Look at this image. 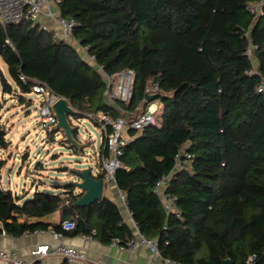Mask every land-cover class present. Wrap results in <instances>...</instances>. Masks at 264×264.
Wrapping results in <instances>:
<instances>
[{"label":"trees","instance_id":"obj_1","mask_svg":"<svg viewBox=\"0 0 264 264\" xmlns=\"http://www.w3.org/2000/svg\"><path fill=\"white\" fill-rule=\"evenodd\" d=\"M255 1L62 0L59 14L80 23L73 38L94 66L29 21L0 25V66L14 83L0 68V111L2 95L15 88L21 95L29 92L19 74L45 82L67 99L77 111L74 118L135 115L151 102L145 99L151 88L158 106L155 123L141 133L128 131L132 140L122 148L115 174L140 234L157 240L161 256L180 264H246L250 256H256L253 264H264V92L257 91L264 79V8L251 15L247 6ZM7 37L13 48L3 47ZM97 67L107 76L133 70L128 104L106 102ZM6 147L0 130V148ZM182 153L190 159L168 188L177 198L176 219L165 215L152 189L173 172L178 155L186 160ZM101 178L103 172L94 179ZM63 188L65 199L35 192L19 203L20 197L0 184V233L18 238L60 231L63 221H73L75 229L64 234L103 244L132 237L114 202L102 196L90 206H76L81 194H74L71 184ZM57 210L64 219L59 224L28 221Z\"/></svg>","mask_w":264,"mask_h":264},{"label":"built area","instance_id":"obj_2","mask_svg":"<svg viewBox=\"0 0 264 264\" xmlns=\"http://www.w3.org/2000/svg\"><path fill=\"white\" fill-rule=\"evenodd\" d=\"M61 1L62 0H0V25L5 29L9 24L29 21L32 25H38L42 29L52 32L55 40L66 42L73 46L81 57H84L86 62L94 66L95 63L93 58L89 56L86 49L80 46L79 42L73 38V32L80 26V23L73 18H63L59 14L58 6ZM263 8L264 0H257L248 4L247 11L256 17L262 12ZM6 46L13 48L8 37L3 44V47ZM247 55L250 56V51H247ZM97 71L101 73L105 82L107 102L109 104H114L115 102L128 104L132 97L135 81L133 70L125 68L117 72L114 76H107L100 67H97ZM18 79L22 85L28 86L30 92L39 97V124L49 132L57 123L52 111V106L61 97L56 95L45 82L28 78L22 74H19ZM257 91L259 93L264 92V79L261 80ZM17 92L20 93V90L17 89ZM146 93L151 95L152 89L147 88ZM3 97L4 95H2V99ZM157 112V103L151 101L135 116L133 114L121 112L122 115L120 117L113 119L100 112L97 114H89V118L96 124L103 137L99 159L100 169L101 172H103L102 179L104 185L116 186L115 174L121 167L120 158L123 154L122 148L132 140V137H125L123 133H128L129 130L141 133L145 127L155 123V115ZM182 154L186 160H181V156L178 155L175 158L173 172L167 176L161 177L152 189L153 194L162 202L165 215L167 217L174 215L176 219H179L181 216L180 211L176 207L177 198L169 194L168 188L173 175L184 170L188 159H190V155ZM119 194L129 216L132 237L126 243L121 242L118 238H113L109 245L121 251L135 250L139 246H145L150 250L153 256L158 258L160 264H180L179 262L161 256L157 240L147 239L140 234L138 226L133 221L127 209L125 195L120 191ZM67 203L68 201L65 202V204ZM74 229L75 223L73 221H63L60 231L53 229L39 231L48 232L57 243L55 246H40L31 251V255L35 258V261L41 260L47 256H57L61 258L65 264H83L87 259L85 253L80 249L67 246L63 243L65 238L64 232H71ZM163 229H167V226H164ZM6 236L8 235L4 231L0 233V239ZM80 236L84 239H92L91 236ZM255 259L256 256H250L246 264H253ZM35 261L30 264H35ZM0 264H25V262L15 251L0 250Z\"/></svg>","mask_w":264,"mask_h":264},{"label":"rangeland","instance_id":"obj_3","mask_svg":"<svg viewBox=\"0 0 264 264\" xmlns=\"http://www.w3.org/2000/svg\"><path fill=\"white\" fill-rule=\"evenodd\" d=\"M0 67L9 81L6 66ZM17 89L14 94H5L1 98L0 130L7 142L5 149L0 148L3 189L16 194L23 202L37 191L54 194L64 185L76 181L72 174L75 170L90 169L95 174L93 155L99 151L103 137L89 114L82 118L70 116L71 124L78 128V140L84 145L78 154L62 142L59 130L49 134L40 126L39 97L30 91L21 95ZM19 97L25 101L20 102Z\"/></svg>","mask_w":264,"mask_h":264},{"label":"crops","instance_id":"obj_4","mask_svg":"<svg viewBox=\"0 0 264 264\" xmlns=\"http://www.w3.org/2000/svg\"><path fill=\"white\" fill-rule=\"evenodd\" d=\"M9 83L12 86H14L13 85L14 83L12 81ZM105 99H106V93H105ZM144 107L145 106L143 104L141 108L136 112V114L141 112ZM123 135L125 137L129 136L128 133L126 132H124ZM101 150H102V143L100 145L99 151L95 153V155H93V162L97 168V172L95 174L91 173V176L94 178L101 172L100 159H99ZM119 191L120 190L117 188V186L104 185L102 196L114 202L118 206L120 213L123 217V220L125 221V223L129 225V216L125 206L123 205ZM37 192H41V191H37ZM67 192L68 191L62 187L59 189V191H57L54 194H59L61 198L65 199L67 196L66 194ZM74 194H80V191L75 189ZM19 203H22V199H20ZM62 220L64 219L62 218L61 211L57 210L52 214L43 216L41 218H32L29 219L28 221L30 223L40 222V223L52 225V224H59L60 222H62ZM56 243L57 242L54 241V239L48 232L36 231L34 233L24 234L23 236L18 238H14L11 236H6L1 238L0 250L15 251L17 252L19 257L25 262V264H30L35 261V258L31 255V251L35 250L37 247L40 246H45V245L55 246ZM63 243L67 246H73L77 249H80L85 253L87 259L83 262V264H160L158 258L153 256L150 250L145 246H139L135 250L121 251L115 247H111L109 244H103L96 239L92 238L88 240L82 238L80 235H72V234H65ZM35 264H65V263L61 258L57 256H47L41 260H36Z\"/></svg>","mask_w":264,"mask_h":264},{"label":"water","instance_id":"obj_5","mask_svg":"<svg viewBox=\"0 0 264 264\" xmlns=\"http://www.w3.org/2000/svg\"><path fill=\"white\" fill-rule=\"evenodd\" d=\"M154 95L145 93L146 101H152ZM52 111L57 120L56 125L49 131L59 130L62 134V142L69 146V149L75 153L81 154L84 145L78 140V128L70 122V116L77 113L67 99L61 97L52 106ZM76 177V181L70 183L74 189L80 191V196L75 200V205L84 207L90 206L94 202L100 200L103 195L104 182L103 179H94L91 176L90 169L75 170L72 173ZM223 264H231L230 260H224Z\"/></svg>","mask_w":264,"mask_h":264}]
</instances>
